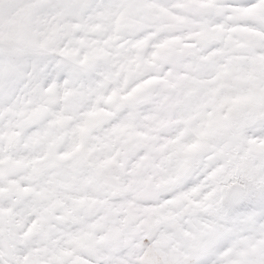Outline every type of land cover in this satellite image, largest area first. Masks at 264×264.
<instances>
[{
  "label": "snow or ice",
  "instance_id": "6c2138e0",
  "mask_svg": "<svg viewBox=\"0 0 264 264\" xmlns=\"http://www.w3.org/2000/svg\"><path fill=\"white\" fill-rule=\"evenodd\" d=\"M0 264H264V0H0Z\"/></svg>",
  "mask_w": 264,
  "mask_h": 264
},
{
  "label": "clouds",
  "instance_id": "9594fccd",
  "mask_svg": "<svg viewBox=\"0 0 264 264\" xmlns=\"http://www.w3.org/2000/svg\"><path fill=\"white\" fill-rule=\"evenodd\" d=\"M252 131H255V129H253ZM227 135V134H226Z\"/></svg>",
  "mask_w": 264,
  "mask_h": 264
}]
</instances>
